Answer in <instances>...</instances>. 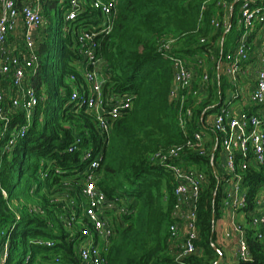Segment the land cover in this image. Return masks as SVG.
Segmentation results:
<instances>
[{
    "label": "trees",
    "instance_id": "16d2710c",
    "mask_svg": "<svg viewBox=\"0 0 264 264\" xmlns=\"http://www.w3.org/2000/svg\"><path fill=\"white\" fill-rule=\"evenodd\" d=\"M220 1L205 4V0H120L113 30L102 38L98 52L106 78L103 92L131 94L134 99L131 110L113 124L107 144L94 117L85 110L77 112L69 103L67 84L70 75L82 81L77 68L74 29L89 23L91 18L98 21V17L88 11L66 32L64 8L58 0L44 5L46 24L37 39L38 67L35 73L28 70L24 80V85L34 88L41 101L26 136L11 154L2 155L0 185L18 205L12 210L0 196V264H80L81 240L65 229L61 218L64 210L56 202L64 194L62 182L65 179L73 184L78 182L76 175L85 167L79 152H67L77 136L82 139V149L94 152L102 149L98 187L111 198H132L136 208L123 224L115 223V236L107 252L108 264H177L179 250L169 237L176 202L174 178L164 167L154 164L151 156L183 144L204 128L202 119L223 106L229 83L218 74V66L239 38L242 0H225L231 8L228 30L212 25L214 18L222 23L227 12ZM58 17L59 25L53 33V18ZM171 40L174 42L166 49ZM174 55L207 59L211 67L207 95L201 100L189 99L192 118L186 131L179 123L178 105L169 100ZM0 85L8 98L9 82L2 79ZM198 88L199 84H195V89ZM5 106L8 107L7 103ZM19 117L16 113L10 115L14 123L20 122ZM172 163L184 168L193 166L208 176L197 203V248L201 253L191 263L214 264L219 258L214 249L215 223L223 209L224 186L208 158L190 153L184 161ZM58 169L60 173L56 172ZM40 171L48 173V177L42 179ZM23 180L26 193L36 203H27L16 193ZM263 184L264 166L252 167L244 174L248 203L244 211L254 210ZM31 206L39 207L43 213L31 211ZM36 239L52 241L54 245L38 246L33 243ZM247 243L252 259L247 264H264V246L253 230L247 234ZM6 247L8 254L3 261Z\"/></svg>",
    "mask_w": 264,
    "mask_h": 264
},
{
    "label": "built area",
    "instance_id": "2783aa9c",
    "mask_svg": "<svg viewBox=\"0 0 264 264\" xmlns=\"http://www.w3.org/2000/svg\"><path fill=\"white\" fill-rule=\"evenodd\" d=\"M53 1L56 0H0V81L7 79L10 85L8 98L0 85V173L2 155L11 154L17 143L26 136L41 101L34 88L24 85V80L28 70H34L35 73V67H38L37 39L46 24L44 5ZM211 1L205 0V4ZM58 2L64 8L66 32L70 26H74L73 23L77 22L80 15L88 11L98 17V21L94 17L89 23L74 29L77 68L81 72L82 81L79 82L76 75H70L67 84L70 89L69 103L73 104L77 112L85 110L94 117L98 131L107 144L111 139L113 124L131 110L134 99L131 94L105 95L103 92L106 78L98 52L102 38L113 30L120 0ZM220 4L227 11L224 21L221 23L214 18L212 25L216 29L228 30L231 8L225 0H221ZM238 27L240 35L236 44L218 66V73H222L229 83L228 98L224 100L223 106L205 120L202 119L204 128L187 138L183 144L159 150L151 156L154 164L164 167L174 178L176 202L171 213L169 237L179 250L177 264H192L191 259L201 253L197 248V203L202 187L208 182V176L195 167L184 168L172 162H182L190 153L210 159L213 170L224 186L223 207L234 214L248 204L244 174L252 167L264 166V43L255 49V44L250 41L258 27L264 28V0H242ZM19 28L22 30L20 38L24 45L23 52L17 51L14 43L19 37ZM173 42L169 41L165 48L169 49ZM191 61L171 56L174 77L169 100L178 105L179 123L184 131L192 118V110L188 106L190 97L201 100L207 95L211 84L209 73L203 68V61L194 59L193 65ZM197 70H201L200 74ZM197 78H200L199 88L195 89ZM246 90H250L249 100L255 109L235 112L231 106ZM13 113L20 114L18 120L22 123H14L10 118ZM208 128L214 138L206 135L205 130ZM81 145L82 139L77 136L67 152H79L85 167L77 173L78 182L73 184L70 179L62 182L60 188L64 194L56 202L64 210L61 218L65 229L72 236L77 234L81 240L78 248L79 263L108 264L107 252L115 236V223L123 224L127 217L136 212V208L132 198H111L98 187L102 149L94 152L93 149H82ZM56 172L60 173V170ZM39 173L42 179L48 177L44 171ZM260 194L262 197L257 198L250 220V228L258 241L264 239V184ZM0 196L7 200L10 209L14 210L18 205L9 199L1 185ZM29 209L43 213L39 207L31 206ZM231 226L238 234V264H247L252 259L245 231L234 221ZM33 243L49 248L54 245L52 241L43 239H36ZM3 254L4 261L8 254L7 247ZM56 262L59 260L56 259Z\"/></svg>",
    "mask_w": 264,
    "mask_h": 264
},
{
    "label": "crops",
    "instance_id": "0c3cea01",
    "mask_svg": "<svg viewBox=\"0 0 264 264\" xmlns=\"http://www.w3.org/2000/svg\"><path fill=\"white\" fill-rule=\"evenodd\" d=\"M250 41L252 44H255V49L257 48V46L263 45L264 28L258 27L251 36ZM17 42L15 41L14 43L16 44ZM189 60L194 61V59ZM246 81L252 84L251 81ZM199 82L200 78H197L195 84L198 85ZM228 94L229 91L227 90L225 100L228 98ZM249 94L250 90H246L242 97L233 103V106L231 107H233V110L235 112H238L240 110L253 111L255 109L250 103ZM205 131L207 136L214 138V134L210 129ZM211 146L212 144H210V147ZM258 197L261 198L262 194H259ZM221 214L222 215H220V218L215 223L216 245L223 253V258L220 264H238V260L236 257V242L238 234L233 231L231 223L234 221L238 225H240L244 229L245 237L247 238V234L249 232H252V229L250 228L251 212L241 210L234 214L223 207ZM260 242L264 246V239H262Z\"/></svg>",
    "mask_w": 264,
    "mask_h": 264
},
{
    "label": "rangeland",
    "instance_id": "374dc122",
    "mask_svg": "<svg viewBox=\"0 0 264 264\" xmlns=\"http://www.w3.org/2000/svg\"><path fill=\"white\" fill-rule=\"evenodd\" d=\"M230 5V4H229ZM58 19L60 20V18H53V22H52V25H53V33H56V30L58 28V25H59V21ZM22 30L21 28H19L18 30V38L16 39V44H15V47L17 49V51H20V52H23L24 50V45L22 43ZM21 37V38H20ZM12 41V40H11ZM257 47H260V46H257ZM58 55V46L56 47L55 49V55H54V58L53 60L55 61L56 60V57ZM203 61V68L205 70L210 71V65L209 63L207 62V59H201ZM195 64V62L191 61V65ZM200 74V71L198 72ZM209 73V72H208ZM222 74V73H221ZM229 87V86H228ZM233 106V105H232ZM233 109V107H232ZM190 167H193V166H190ZM39 175V174H38ZM24 183H25V180H23L18 186H17V190H16V193L18 194L19 197H21L22 199H24L25 202L27 203H36V200H34L33 198H31L27 193H26V190H25V187H24ZM222 212V210H221ZM222 215V214H221ZM68 232V231H67Z\"/></svg>",
    "mask_w": 264,
    "mask_h": 264
},
{
    "label": "water",
    "instance_id": "95a60500",
    "mask_svg": "<svg viewBox=\"0 0 264 264\" xmlns=\"http://www.w3.org/2000/svg\"><path fill=\"white\" fill-rule=\"evenodd\" d=\"M230 21V20H229ZM214 249L217 251V253L219 254V258L217 259V261L214 264H220V262L222 261L223 258V253L222 251L214 245Z\"/></svg>",
    "mask_w": 264,
    "mask_h": 264
}]
</instances>
